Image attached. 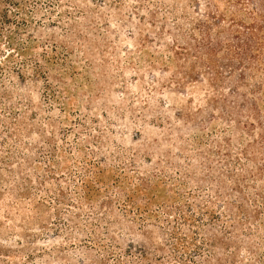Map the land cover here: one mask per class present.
Here are the masks:
<instances>
[{"label": "trees", "instance_id": "trees-1", "mask_svg": "<svg viewBox=\"0 0 264 264\" xmlns=\"http://www.w3.org/2000/svg\"><path fill=\"white\" fill-rule=\"evenodd\" d=\"M47 1L53 5L57 0ZM132 1L135 5L127 13L121 8L123 0H90L91 16H83L84 10L78 16L86 19L83 26L90 30H97L99 21L106 34L96 39L111 50L112 57L118 49L112 43L121 40L123 29L130 45L140 51L150 47L153 53L165 47L174 70L168 78L151 76L150 91L169 88V92L188 95L197 87L203 88V108L192 110L188 108L192 100L181 104L173 99L175 111L169 118L162 110L167 107L164 101L148 94L147 103L140 102L135 109L127 86L118 94L126 96V107L116 100L107 107V98L98 99L105 106V127L113 136H95L96 160L90 159L93 152H84L80 156L83 165L69 171L74 177L76 204H70L61 189L54 205L37 202L36 212L52 215L54 225L39 221L31 227L20 225L15 243L9 242L7 237L12 233L0 222V257L17 251L21 241L33 249L37 240L48 235L78 240L79 245L87 243L90 247L83 244L86 252L101 250L111 261L100 264H264V254H259L264 242L260 234H264V0ZM75 5L71 2L70 7ZM99 7L113 10L117 28L110 27L107 13ZM42 15L38 0H0V187L6 183L5 176L8 181L16 178L13 189H22V197L29 196L33 188L24 171L39 173V186L56 180L51 166L45 168L43 162L54 164L53 158L61 151L57 140L66 143L67 134L84 133L83 124H76L69 132L59 126L57 114L62 108L53 104L59 103V87L67 93L66 83L61 73L51 76L48 67L56 71L58 66H66L72 44L86 59L102 55L101 51L94 52V44L75 24L67 28L54 22L43 24ZM130 27L133 31L128 30ZM39 44L50 45V50L43 47L41 53H35ZM159 66L167 72L163 62ZM74 72L71 75L75 77ZM217 120L232 123L235 131L250 140L236 153L232 152L231 139L223 138L217 148H203L187 157L183 150L176 147V154L171 148L152 162L151 150L157 138L136 131L132 140L135 153L126 163L118 164L120 151L126 148L121 136L129 127L150 123L166 129L168 135H161L162 140L172 136L181 140L183 130L203 134ZM114 126L120 129L116 132ZM32 136L36 139L24 141ZM201 139L193 140L203 146L207 142ZM109 143L119 150L111 151ZM68 147V151L83 149ZM176 166H192L199 174L163 176L166 168ZM150 169L158 173L149 174ZM202 190L209 191V196L203 198ZM65 202L72 208L60 206ZM32 226L37 229L32 230ZM62 254V250L48 252L41 258L48 264L44 256L53 255L57 261L62 260ZM0 264L5 262L0 260Z\"/></svg>", "mask_w": 264, "mask_h": 264}, {"label": "rangeland", "instance_id": "rangeland-1", "mask_svg": "<svg viewBox=\"0 0 264 264\" xmlns=\"http://www.w3.org/2000/svg\"><path fill=\"white\" fill-rule=\"evenodd\" d=\"M104 2H110L111 0H103ZM71 2L76 3L78 6H71ZM101 3V1L99 2ZM38 4L42 11V20L43 24L47 22H54L60 28H67L69 24H75L78 28L81 29L82 34L90 40L89 42L93 43L94 46L91 47L95 53L101 51L102 55H90V57L85 58L86 56L82 54L78 49L76 44L70 45L72 49V53L67 55L66 66H70L73 70L67 68L66 66H58V70H54L48 67V71L50 75L58 76L61 73L63 76V80L66 83L65 94L63 93V89L59 87L60 99L59 103L53 104L54 106H59L62 108L61 113H58V123L62 130L69 132L74 130L76 124H83V134H79L78 136H74L72 133L67 134L64 138L65 142L57 140V146L61 149L60 153H57V156L53 158L55 160L53 165H49L50 161L43 162V166L47 168L51 166L53 170V176H55L56 180H46L42 185H38L37 181H42L39 177L40 174L36 173L32 169H28L24 171V175L30 179L33 188L29 191L30 195L22 197L23 193L22 189L19 192H15L14 180L18 181L16 178L11 179V181L7 180L5 176L4 179L6 183H3L0 187V192L2 193L0 196V222L4 223V229L12 233L7 238L9 242H16L19 240L17 234L21 232L19 226H30L34 221H39L41 223H48L54 225V219L52 215L48 214H38L35 210V205L37 202H45L46 204L54 205L55 198L57 196L58 189L64 191L68 198L71 200L70 204L75 205L76 200V192H74V187L72 186V179L74 177L69 176V171L75 172L81 165H83V159H81V154L84 152H93V155H90V159L96 160L98 150L94 147V137L103 135L106 138H111V135L108 131V128L105 127L106 122L102 117L103 108L99 104L98 99L107 98V100L111 99L112 102L106 100L107 107L109 105L114 104L115 100L124 104L126 107V101L124 99V94H118L123 90H125V86H127L129 93L131 94L133 107L135 109H139V103H147L148 94L153 95L155 99H159L164 101L166 104V108H162L165 112L164 114L172 118L174 113V108L172 100L177 99L179 103L185 104L186 100H192L188 103V108L195 110L197 107L204 106V103L201 101V95L204 90L203 88H195L193 92H187L188 95L179 94L178 92H169V88H160L156 92L150 91L151 86L149 82L151 78H168L173 72V63L170 62L168 58V50L165 47L156 48L155 52L149 51V48H146L147 51H140L137 46H131V41L127 39V30L123 29L120 31V41L112 43V45L117 49L116 56H111L110 49H105L101 39L104 36L105 30L103 26L99 24V21L96 20V25H98L97 30L86 29L83 25H85L86 19L83 16H91L90 10L93 9L92 4H90V0H57L53 5L49 3L47 0H38ZM135 3L132 0H123L122 10L123 12H130L132 6ZM106 15L107 20H109L112 24L110 27L115 29L117 28V23L114 22L115 18L111 15L113 10L99 7ZM51 10V11H50ZM84 10V11H83ZM83 11V16H78L79 12ZM51 12V13H49ZM145 14L146 11L143 10L141 12ZM67 14V15H65ZM69 16V18H67ZM128 30H132V28H128ZM57 31V30H56ZM133 31V30H132ZM111 40L112 39H108ZM165 42H169L166 38ZM40 47L34 51L39 54L42 52V48L44 47L47 51L50 50V45L48 44H39ZM123 50H129L130 53L123 52ZM58 52L63 51L58 49ZM148 52V53H146ZM91 61H93L91 63ZM159 62H163L165 66L168 68L167 72L163 70L162 66H159ZM154 65L156 68H151L150 65ZM60 71V72H57ZM75 71L74 76L71 75V72ZM152 76V77H151ZM143 78L144 81L139 80L138 78ZM100 84L97 87V84ZM156 86V85H154ZM116 94V95H115ZM125 101V102H124ZM65 102V104H64ZM156 102V101H155ZM151 101L149 100V105ZM163 104V105H164ZM48 106H52L49 104ZM87 109H84V108ZM161 108V107H160ZM107 110V108H105ZM214 115H217V111H214ZM95 121H98L97 123ZM174 123L183 127L181 122ZM229 122H223L222 120H217L213 123V128L206 129L203 134H200L198 131L193 129L183 130L184 137L181 140L176 139L174 136L171 139L165 141L162 140L163 137L161 135H168V132L165 128H160L157 125H151L150 123H145V125H134L129 127L125 131V134L121 136L124 141L125 149L120 151L121 160L118 164L126 163L132 154L135 153L134 147L136 143L132 141L136 138L135 132L138 131L142 135L151 136V138H157V142L152 146V154L151 160L152 162H157L160 159V153L165 152L171 148L174 153H179V150H183V154L187 156H191L203 150V148L214 149L217 148V145L222 142L223 138H230L232 142V152L236 153L240 150V148L244 145V142L250 140L244 134L238 133L234 130L233 124ZM117 132L120 128L117 126L113 127ZM189 128H192L191 126ZM100 129V132L97 131ZM256 133V132H255ZM202 135V136H201ZM201 137L203 142L202 145H196V142L193 140L194 137ZM240 136V137H239ZM238 138L240 140H238ZM36 137L32 136L30 139H24L25 142H29L31 140H35ZM68 146L83 148L81 151H68ZM173 146V147H172ZM109 149L111 151L116 152L118 147L114 143H109ZM3 154L0 153V156ZM182 163V162H181ZM117 164V163H116ZM251 166V165H249ZM105 167V166H103ZM165 168V167H164ZM17 166H13V170H16ZM237 170V169H236ZM239 170V169H238ZM150 172L158 173V170H149ZM182 172H188L192 174L193 172L196 175L199 174V170L191 167H172L166 168L164 171L165 177L170 178H178V176ZM147 173V174H148ZM135 173H130V175H134ZM136 176V175H134ZM189 187H193L191 183L188 184ZM209 191L202 190L200 195L205 198L207 195L209 196ZM101 200V199H99ZM61 207H68L67 203L60 205ZM85 208V205H83ZM75 210V209H74ZM50 214L52 212L50 211ZM51 217L52 219H50ZM35 226H32V230H36ZM90 236V225L86 229ZM263 237L264 234L260 233ZM104 242H107V240ZM81 243L79 245L78 240L66 239V238H57L52 239L48 235H43L42 239L37 240L33 249H27L26 246L21 241V246L16 247L17 251H11L7 253L6 257H0L1 261H4L5 264H44V259L41 258L42 255L48 252H55L62 250L63 254L59 255L62 260H55L53 255L44 256V258L48 259V264H100L105 260L111 261L105 253L101 250L96 249V252L85 251ZM54 245V246H53ZM15 246V245H14ZM56 247L57 249H54ZM87 247L90 245L87 244ZM13 250H16L15 247H12ZM88 249V248H86ZM31 254V256L29 255ZM259 254L263 256L264 254V242L260 248ZM97 258V262L94 261L93 258ZM249 261V260H248Z\"/></svg>", "mask_w": 264, "mask_h": 264}]
</instances>
